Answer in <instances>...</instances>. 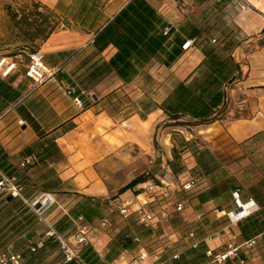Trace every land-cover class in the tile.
Instances as JSON below:
<instances>
[{"label": "trees", "instance_id": "obj_1", "mask_svg": "<svg viewBox=\"0 0 264 264\" xmlns=\"http://www.w3.org/2000/svg\"><path fill=\"white\" fill-rule=\"evenodd\" d=\"M98 1L102 6V1ZM233 1L192 0L191 7H198L199 11L188 16L177 29L168 23L159 10L147 0H131L112 20L96 32L92 43L95 53L83 61L74 73L73 96L81 100L83 95L89 94L112 73H115L126 86L140 79V89L144 98L140 102L132 103L133 111L125 120L139 116L142 121H146L154 112L162 111L163 116L160 118L162 125L157 127L161 128L162 133L164 129L170 130L171 158L158 143L155 134L153 149L155 153L164 151L167 156L165 166L158 163L160 166L137 176L117 192L108 190V195L112 193L113 196L106 200L80 193L59 191L56 174L53 172L48 176L50 164L60 160V149L56 141L36 142L24 148L17 160L9 156L0 143V173L15 177L22 195L21 198L9 201L8 196L0 192V254L8 252L18 254L24 264H115L124 252L135 248H144L145 251L153 254L160 248H166L164 246L170 242H173L172 246L178 245L172 248H179V244L185 247L187 244L184 243L183 238L172 240L171 236L161 235L160 232L165 226L168 227L170 219L175 216L177 220L172 223L177 225L170 222L172 225L170 229L173 232H181L184 227L182 213L194 200L200 204L213 201L218 210L224 208L230 212L229 208L225 207L232 200L234 190L242 193L241 186L232 176L219 177L222 166L212 154L209 145L200 139H188L187 132L193 128L210 127L231 119L229 90L242 78L241 65L233 55L239 46V40L232 28L218 31L216 29L225 20L221 13ZM41 9L45 12H41ZM85 9L86 7H81L74 20H77L79 15L89 16ZM21 11L20 15L10 13V17L23 37V42L33 47L29 54L33 55L39 52L38 43L47 41L59 30L62 21L50 9L36 1L32 2V9L23 8ZM94 15L97 16V13ZM64 23L66 28H70L71 24L67 19ZM166 29L169 30L167 35L164 34ZM216 32L219 35H215ZM213 38L216 39V44L212 43ZM187 40H195V49L201 51L204 59L185 80L181 81L172 73V68L183 57L185 52L182 47ZM109 47L114 48L116 53L110 60H106L103 54ZM77 56L78 54H75L74 58ZM2 57L12 58L22 67L18 55ZM30 61L28 56L24 72L19 69L5 78L0 74V117L29 92L22 94L17 82L20 78L28 79L26 66ZM156 67L157 71L152 75L151 71ZM123 92L124 98L130 97V92ZM107 100L106 111L111 118H114L116 114H110L109 111L116 107L121 99H118L117 94H112ZM235 118L239 119L238 116ZM188 155L196 159L197 167L188 168L186 164ZM158 159L161 160V157ZM27 160H31L30 163L22 167ZM37 167L39 169L36 175L42 174L43 177L41 179L36 177L37 181H35L30 171ZM188 173L192 176V180L188 182L192 186L189 190H185L186 183L182 184L181 178ZM166 180H170L171 183L173 180L177 181L175 198L172 191L164 186L163 182ZM149 186L160 188L154 194H149L153 199L149 207L154 209L165 204L173 206L183 204L184 211L173 212L168 218L158 216L154 228L139 225L138 212H132L127 218L121 216L119 226L114 227L111 216L121 215V206L132 197L138 198L146 194ZM43 193H51L55 196L54 206L57 204L59 206L62 198H71L75 202L68 212L63 213L55 223L51 224L55 232L69 243L84 228L92 231L101 226L103 221H108L105 229L112 240L104 258L89 242H86L78 246L73 245L78 251L79 262L65 263L60 257H54L52 262H47L46 254L52 249V257L54 256L56 241L45 239L44 236V242L41 244L37 242L44 227L30 206ZM248 194L259 207L256 213L260 212L264 208V183L249 189ZM258 225L259 222H255L250 229ZM160 237L161 242L163 241L161 246L158 245L160 241L152 243L153 239ZM136 239L140 242L137 243ZM174 254H179L180 259L173 260ZM172 256L170 264H190L192 261V258L182 261L181 252H175Z\"/></svg>", "mask_w": 264, "mask_h": 264}, {"label": "crops", "instance_id": "obj_2", "mask_svg": "<svg viewBox=\"0 0 264 264\" xmlns=\"http://www.w3.org/2000/svg\"><path fill=\"white\" fill-rule=\"evenodd\" d=\"M33 1L50 9L62 21L61 29L53 33L47 41L40 43L38 47V51L44 54L46 67L59 73L48 78L36 89H33V83L30 80L19 79L17 85H20L22 94L29 91L30 95L16 109L0 117V143L8 155L17 160L24 148L36 142L56 141L60 149V160L50 164L48 176L53 172L56 174L59 191L80 193L91 197L106 196L108 189L98 174L96 165L102 158H98V155L93 153L88 163L85 160L81 161L76 151L81 145L75 141V138L79 134H87L94 140L100 138V134L95 132V129L96 124L102 119H107L111 124L116 125L106 111L107 98L112 94L119 95L123 91L130 92L132 98L144 97L140 89V79L126 86L115 73H112L89 94L82 96L83 107L81 108L77 106L75 97L70 95L69 91L75 86L76 70L96 51L92 47L96 32L112 20L131 0H101L102 6L98 0ZM184 1L185 3L179 4L177 0H161L159 7L153 6L168 23L178 29L188 16L199 11L198 7L188 6L191 5L192 0ZM246 1L250 4V8L245 12H239L233 5H228L223 11L228 23L233 22L240 29L239 46L233 55L241 65L242 78L229 90L230 115L234 118L227 122H218L210 127L186 131L188 139H200L209 145L212 154L222 166L218 176L226 178L232 176L241 186L242 199L243 201L244 198L247 199L244 202L251 198L248 194L249 189L264 183V0ZM81 7H86L85 11L89 16L79 15V18L74 20ZM94 13H97V16ZM66 19L71 24L70 28L65 27ZM115 53L116 50L109 47L103 56L106 60H110ZM75 54H78L76 58H74ZM203 59L204 55L199 49L186 52L172 68V73L183 81ZM156 71L157 67L151 71V74L154 75ZM162 116V111H156L146 121H142L139 116H133L122 123L132 128L134 124L148 122L149 118L154 117L152 123L155 124ZM236 116L239 119H236ZM102 139L104 141V138ZM129 140L138 143L137 145L139 143L144 145L148 151L153 149L147 135L139 137L133 132ZM62 143L65 144L62 145ZM161 145L167 156L171 158L172 143L169 129H164ZM66 147H72L74 151L69 152ZM111 147L109 149L117 148V146ZM186 164L189 169L197 167L196 159L191 155L187 156ZM38 169L39 167L30 171L35 181L43 177L42 174L36 175ZM191 180L192 176L188 173L181 178V183L188 184ZM151 202V198L142 195L124 204H128L131 211H137L142 207L149 209L148 204ZM225 208H229V211L234 210L232 200ZM216 211L217 206L213 201L205 204H200L196 200L192 201V204L188 205L182 213L183 230L170 231L168 235L172 240L183 238L184 243L191 247L188 233L195 231L200 247L196 250L172 248L178 245L172 246L173 242H170L164 246L167 257L159 264H170V258L175 252L182 253V261L192 258L190 264H204L207 261L205 253L209 249L220 251L229 241L237 244L242 242L243 238L250 240L264 235V208L258 214L237 224H231L227 217L219 215ZM58 213L59 209L54 210L48 220L54 221ZM198 216H202L201 221L197 220ZM255 222H259V225L250 229ZM210 236L211 240L208 239ZM86 237L96 252L104 258L109 251L112 237L103 230L88 231ZM161 240V237L153 239L152 243L160 241L158 245L161 246L163 244ZM144 250V248H135L126 251L115 261V264H129ZM160 250L163 249L160 248ZM255 250L243 251L242 259L247 260L249 264H260ZM145 264H153V261L148 259Z\"/></svg>", "mask_w": 264, "mask_h": 264}, {"label": "rangeland", "instance_id": "obj_3", "mask_svg": "<svg viewBox=\"0 0 264 264\" xmlns=\"http://www.w3.org/2000/svg\"><path fill=\"white\" fill-rule=\"evenodd\" d=\"M148 1L151 3V5H154L155 7H159L161 5V0H148ZM32 2L33 0H0V55L1 56L18 55V59L22 61L21 63L22 67H20L22 72H24L25 70V65L27 64L28 56L32 52L33 47L30 44L26 45L23 42V37L20 35L18 29L15 28V25L10 17V13H17L20 15L22 13L21 10L23 8H26L28 10L32 9ZM177 2H179V4L185 3L184 0H177ZM41 12H45V10L41 9ZM221 16H224L225 20H223V24H221L216 30L218 31L224 28H232L236 32L237 38H239L240 29L237 26H235L233 22L228 23V19H226V14L224 12L221 13ZM60 29L61 27L59 28V30ZM215 35H219V33L216 32ZM119 98L121 100L117 104V106L109 111L110 114H116L115 117L112 118L116 123V125L111 124L107 119H102L96 124V129H95V132H98L100 134L99 135L100 138L94 140L91 139V137L88 136L87 134L84 135L79 134L75 138V141L79 145H81L79 149L78 148L76 149L77 153L79 154L78 157L80 158L81 161L85 160L86 163H88V160L92 159L93 153H96L98 155V158H102V160H100L96 164L98 166V174L100 175L104 185H106L108 190H110L113 193L117 192L120 188L128 184L137 176L141 174H145L151 170H154L156 167L160 166L158 165V163H161V165L165 166V163L167 161L166 159L167 156L164 153V151L161 150V152L157 151L156 153L154 152V149H152V151H148L146 150L144 145L140 143L139 145H137L138 143L129 140V136L130 134H133V131L128 125H123L122 123L123 121H126L125 119L127 115L131 111H133L132 103L140 102L144 97L124 98V92H122L118 95V99ZM232 117L234 118L233 115H230L229 118ZM153 120L154 117L149 118L148 122L150 123V129L147 134V137L149 140H151L153 145L154 135L157 134L158 143L161 144V138L163 136V133L160 128L162 125L160 121L161 119H158V121L155 124L152 123ZM158 125H160L159 128L157 127ZM102 138H104V141ZM64 144L65 143H62V145ZM93 146H95V149H93ZM111 146H117V148L113 150L109 149L112 148ZM66 148L69 152L74 151L72 147H66ZM159 157H161V160L158 159ZM169 181L170 180H166L163 182V184L164 186L167 187L168 190L172 191V194H174L176 189H178L176 185L177 181L173 180L172 183ZM112 196L113 194L110 193L109 195L107 194L106 196L97 197V198H104L106 200H109ZM249 197H251V195ZM174 198H175V194H174ZM134 200H135L134 197L129 199V201H134ZM246 200L247 199L244 198V201ZM134 203H136V201ZM74 204L75 202L71 200V198H62L60 199L59 206L57 204L48 211H46L42 217L38 216L41 220L40 221L41 224L44 227V230L40 232V238L37 239V242L39 244H41V242L44 239L48 224H52L63 213H65L66 211L68 212V209L72 208ZM160 207H165L166 210L171 212L172 214L174 212L175 206L165 204ZM56 209H59V213L57 214L56 219L54 221H49L48 220L49 216ZM149 209H153V208L149 207ZM158 209L159 207H155L153 210H158ZM178 215L179 214H177V216ZM111 219L114 220L113 221L114 227L119 226L118 224L120 222L121 215L111 216ZM176 220L177 218L175 216L170 219V222L171 223L172 221L176 222ZM170 222L167 224L168 227L165 226L166 228L164 227L163 231L160 232L161 235H167L171 231L170 228L172 227V225H170ZM173 225L176 226L177 223ZM96 230H103L105 233H108L106 229H103L100 226L96 227L93 231ZM241 241L242 242L237 243L238 246H242L248 240H245L243 238ZM73 242L74 240L70 242L71 246H73L74 244ZM54 243L57 248L54 249L55 253L53 257H52V249L50 252L49 251L47 252L46 254L47 262H52V258L54 257H60V260L64 261L65 257L60 250L59 242H54ZM179 246H180L179 248L184 247L181 246L180 244ZM186 247L188 246L186 245L184 248ZM255 249H254L255 253L258 255L260 259V264H264V235L259 237V243Z\"/></svg>", "mask_w": 264, "mask_h": 264}, {"label": "built area", "instance_id": "obj_4", "mask_svg": "<svg viewBox=\"0 0 264 264\" xmlns=\"http://www.w3.org/2000/svg\"><path fill=\"white\" fill-rule=\"evenodd\" d=\"M230 5H233L239 12H245L250 8V4L246 0H234ZM230 21V20H229ZM169 32L168 29L165 31V35ZM212 43L216 44V39H212ZM195 40H187L183 45V51L189 52L195 49ZM30 63L26 66V77L31 80L34 84V88L36 89L38 86L42 85L44 82L48 80V78L53 77L55 72L54 70L48 69L44 63V54L41 52H37L36 54L29 55ZM22 62V61H20ZM20 69V63L16 62L12 58H4L0 55V74L5 78L8 77L10 74L18 71ZM75 90L72 89L69 91L70 95H73ZM30 95L28 92L25 97L20 100L18 103L12 105L4 114L16 109L25 98ZM74 101L76 102L78 107H83V103L79 98H75ZM3 114V115H4ZM22 122H20V126H22ZM31 160H27L26 163L22 164V167L30 163ZM1 180H0V192L4 193L7 196H12L15 198H21V192L17 185V180L15 177H9L2 173ZM192 184L188 183L184 185L185 190H189ZM160 190V188L149 186L147 188V193L144 194L147 198H151L149 194H154ZM152 199V198H151ZM153 200V199H152ZM232 202L234 204L235 209L228 212L224 208L217 209V213L221 216L227 217L228 221L231 224H237L242 220L250 217L251 215L255 214L259 207L253 199H249V201L244 202L242 199L241 192L239 190H234L232 192ZM54 204H56L55 196L51 193H43L40 195L33 203L30 204L31 208L36 212V214L40 217L43 214L51 209ZM149 205V204H148ZM254 205L256 206V210L253 211L249 216L245 218H241L240 220L234 222L232 218V214L241 211V209L245 206ZM37 206H40L37 209ZM183 204H179L178 206L174 207V212L181 213L183 212ZM132 212H138V223L143 227L154 228L155 222L158 216L162 218H168L171 212L167 211L165 207H159V211L149 210L145 207L140 208L137 211H131L129 209L128 204H123L120 208V214L122 217L127 218ZM198 221L202 220V216L197 217ZM108 225V221L105 220L101 223V228L105 229ZM87 233L88 230L84 228L79 235L74 238L75 246L84 244L88 242L87 240ZM197 234L195 231H192L188 235V239L191 241V248L196 250L200 247V241L197 238ZM45 239H53L56 242H59L60 250L65 257V263H72V262H79L78 251L71 246V244L65 240H63L53 229L51 224H48L47 231L45 233ZM209 240L212 237H208ZM136 242L139 243L140 240L136 239ZM259 243V237L253 238L245 242L242 246H238L235 242L229 241L222 250H214L209 249L206 251L205 256L207 261L204 264H249L247 260L242 259L241 253L243 251H251L254 250ZM245 247V248H243ZM163 250L158 249L153 254L148 253L147 251H142L139 256L133 258V260L129 264H145L148 259L153 261V264H159L164 258L167 257V252L164 248ZM35 251V249H33ZM173 260H179L180 255L174 254L172 256ZM0 264H24L22 261L21 256L18 254L8 252L6 254H0Z\"/></svg>", "mask_w": 264, "mask_h": 264}, {"label": "bare ground", "instance_id": "obj_5", "mask_svg": "<svg viewBox=\"0 0 264 264\" xmlns=\"http://www.w3.org/2000/svg\"><path fill=\"white\" fill-rule=\"evenodd\" d=\"M149 129H150L149 122H145L142 124H134L131 128V130L139 137L146 136L149 132ZM255 210H256V206L254 205L245 206L241 209V211L232 214L233 221L236 222L241 218H245Z\"/></svg>", "mask_w": 264, "mask_h": 264}, {"label": "water", "instance_id": "obj_6", "mask_svg": "<svg viewBox=\"0 0 264 264\" xmlns=\"http://www.w3.org/2000/svg\"><path fill=\"white\" fill-rule=\"evenodd\" d=\"M14 198L12 196H8V200L11 201L13 200ZM40 206H37V209H39Z\"/></svg>", "mask_w": 264, "mask_h": 264}]
</instances>
